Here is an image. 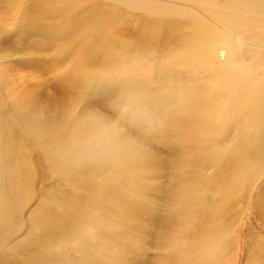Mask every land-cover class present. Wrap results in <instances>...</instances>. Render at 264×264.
I'll return each mask as SVG.
<instances>
[{
    "label": "rangeland",
    "instance_id": "obj_1",
    "mask_svg": "<svg viewBox=\"0 0 264 264\" xmlns=\"http://www.w3.org/2000/svg\"><path fill=\"white\" fill-rule=\"evenodd\" d=\"M47 1L0 0V142L6 137L18 146L30 134L24 124H32L33 113L44 114L39 107L20 115L13 96L50 94L64 69L82 64L80 71L74 67L76 78L83 71L86 75L74 93L78 129L72 181L82 205L74 247L65 251L64 259L72 264H264V218L254 200L255 195L264 196L259 187L264 182V149H253L261 159L237 160L239 168L228 167L206 181L209 187L202 191L197 186L212 171L205 162L208 155H218L235 136L244 138L256 128L251 97L254 83L264 78V65L256 60L257 51L263 58L264 51L250 50V40L257 29H264V0H57L63 13L71 10L76 18L87 14L76 32H66L65 52L59 45L35 44L36 29L30 30L28 41L14 32L21 17ZM162 16L190 18L202 31L200 48L192 52L178 31L177 46L169 49L164 23L146 24ZM40 18L56 20L44 13ZM224 61L227 71L219 73ZM237 65L248 71L234 72ZM229 74L239 81L228 82ZM230 100L234 106L229 117L237 122L210 140V124ZM179 107L187 110L183 123L199 107L189 131L173 125ZM84 122L93 126L81 129ZM172 131L184 135L182 145L170 139ZM141 156L148 158L136 164ZM101 157L102 167L93 169V160ZM156 159L163 164L151 171L149 161ZM1 170L2 164L0 189ZM233 174L238 188L213 231L201 233L197 213L220 206ZM39 180L34 179V197L13 224L36 207ZM216 184L220 186L211 190ZM10 231L7 243L0 245V264H21L27 249L14 248V243L25 229ZM55 255L42 264H62Z\"/></svg>",
    "mask_w": 264,
    "mask_h": 264
},
{
    "label": "bare ground",
    "instance_id": "obj_2",
    "mask_svg": "<svg viewBox=\"0 0 264 264\" xmlns=\"http://www.w3.org/2000/svg\"><path fill=\"white\" fill-rule=\"evenodd\" d=\"M58 4L57 0H48L45 4L36 7L35 10L33 9L34 11L28 14V16L21 17L18 21V23L20 22L19 26L14 27L15 34L23 36L28 41L31 40L30 30L36 29L40 34L37 33L39 36L35 34L38 37L35 38L37 39L35 44L51 48H56L59 45L60 50L62 49V52H65L66 44L64 42L67 39L64 36L66 32L72 31L71 34L76 32L77 28L87 17V14L82 15L81 18H76L71 10H67L64 13L63 11H59ZM41 13L55 17L56 20H44L40 18ZM155 22L164 23L163 39L169 45V49L176 48L178 31H181L187 37V44L192 52H196L200 48V38H203L202 31L190 18L162 16L151 18L146 24ZM33 32L35 33L36 31H32V34ZM240 37L244 39L242 36ZM250 44V50L259 47L262 52L264 51V29H257L253 33ZM82 47V52L87 54L86 46L83 44ZM87 48H90V44L87 45ZM256 60H261L264 65L263 53L257 51ZM80 66L82 64L74 63L72 66L64 69L52 85L53 90L50 94L45 93L39 96L32 92L22 94V96H13L15 101L14 108L20 112V115L28 116L31 111L39 107L44 111V114L33 113V120L31 118L32 124L28 122L24 124L26 125V131L30 132V134L29 136H24V139L21 140L18 146H15L6 137L3 138V143L0 142V164H2L4 169L1 170L3 191L0 193V226L3 228H1L3 230L1 242H6L10 237V232H14L10 231V229L16 230V232L25 229V233L19 239H16L18 242L14 243L16 245L14 248L27 249L26 256L23 255L21 257V264H42V260L49 258V256H56L55 254H59L58 261L60 263L72 264V261L69 262L64 259V254L66 250L70 251L74 247L75 223L82 205L81 199L77 195L76 186L72 184L75 177V145L78 129L74 93L77 84L86 75L83 71L76 78V68L80 71L82 69ZM226 71V61H224L222 68L218 72L225 73ZM226 80L236 83L239 81V77L229 74ZM250 86L251 84L246 85L247 91H250ZM251 102L253 103L250 117L256 125L255 130L244 138L238 135L235 136L232 143L225 146L218 155H208L205 158V162L212 165V171L208 176L198 181L197 186L199 191H202L205 187H209L206 181L210 182L219 176L220 173L225 172L228 167L236 166L239 168L241 165L237 160L248 158L261 159L260 153L254 152L253 149H264V78L254 83ZM34 105L37 106L35 107ZM232 105L234 106V102L230 100L211 122L210 140L214 138L216 132L224 131L228 126L236 124L237 120L229 117V110ZM184 108L179 107L177 115L173 117V125L177 130H182L184 127L186 131H189L193 121L199 115V107H193L192 119L190 121L189 119H185L183 123V116L187 113V110ZM182 124L184 125L181 126ZM92 126L93 123L84 122L80 128L89 129ZM175 133L176 131L171 132L170 139L182 145L184 135ZM33 155H36L35 160H33ZM146 158L148 157L141 156L139 157L140 161L137 159V163H135L141 164ZM93 163V169L101 168L104 163V157L94 159ZM149 164L151 166L149 169L155 171L156 168L163 164V160H150ZM236 175L230 176L228 192L220 206L206 213H197L196 223L201 233L203 231H213L214 221L224 212L232 191L238 188L235 181ZM37 177L40 179L38 181L40 187L36 198L37 204L35 202L36 207H33V209L29 208L31 210L24 221H18V223L13 224L21 216V208L34 197L32 196V186L34 179ZM86 186H91V183H87ZM219 186V184H216L210 186V189L214 190ZM259 187L264 190V182ZM200 198H206V195L201 194ZM262 198L263 204L261 206L260 202ZM254 200L257 202L255 207L256 212L264 218V196L262 194L261 196L255 195ZM15 215L18 217L15 218ZM209 219L212 222L208 226L202 225L203 222ZM140 223L144 226L145 221L140 220ZM46 264L49 263L47 262Z\"/></svg>",
    "mask_w": 264,
    "mask_h": 264
},
{
    "label": "clouds",
    "instance_id": "obj_3",
    "mask_svg": "<svg viewBox=\"0 0 264 264\" xmlns=\"http://www.w3.org/2000/svg\"><path fill=\"white\" fill-rule=\"evenodd\" d=\"M234 72H247L248 69L246 66H243V65H237L234 67L233 69Z\"/></svg>",
    "mask_w": 264,
    "mask_h": 264
}]
</instances>
